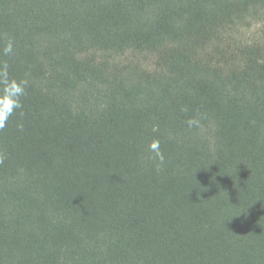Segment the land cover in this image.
<instances>
[{
  "label": "trees",
  "instance_id": "trees-1",
  "mask_svg": "<svg viewBox=\"0 0 264 264\" xmlns=\"http://www.w3.org/2000/svg\"><path fill=\"white\" fill-rule=\"evenodd\" d=\"M261 23L0 0V264H264V39L237 38Z\"/></svg>",
  "mask_w": 264,
  "mask_h": 264
},
{
  "label": "rangeland",
  "instance_id": "rangeland-1",
  "mask_svg": "<svg viewBox=\"0 0 264 264\" xmlns=\"http://www.w3.org/2000/svg\"><path fill=\"white\" fill-rule=\"evenodd\" d=\"M237 38L245 43H252L258 39L262 40L264 39V25L262 23L256 24L252 28L242 31Z\"/></svg>",
  "mask_w": 264,
  "mask_h": 264
},
{
  "label": "clouds",
  "instance_id": "clouds-1",
  "mask_svg": "<svg viewBox=\"0 0 264 264\" xmlns=\"http://www.w3.org/2000/svg\"><path fill=\"white\" fill-rule=\"evenodd\" d=\"M5 53H10L12 51V44L11 42H9V44L7 45V47L4 49ZM17 87V91L19 92V94H23V87L21 85H16ZM16 107H20L19 104H16ZM193 123V121H189V124L191 125ZM0 127H3V124L0 123ZM156 145H153V147H155Z\"/></svg>",
  "mask_w": 264,
  "mask_h": 264
}]
</instances>
